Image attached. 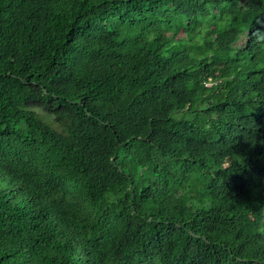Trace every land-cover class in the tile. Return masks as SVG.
Here are the masks:
<instances>
[{
	"label": "trees",
	"instance_id": "obj_1",
	"mask_svg": "<svg viewBox=\"0 0 264 264\" xmlns=\"http://www.w3.org/2000/svg\"><path fill=\"white\" fill-rule=\"evenodd\" d=\"M261 37L264 0H0V264H264Z\"/></svg>",
	"mask_w": 264,
	"mask_h": 264
},
{
	"label": "clouds",
	"instance_id": "obj_2",
	"mask_svg": "<svg viewBox=\"0 0 264 264\" xmlns=\"http://www.w3.org/2000/svg\"><path fill=\"white\" fill-rule=\"evenodd\" d=\"M262 39H264V37H261ZM209 84V83H208Z\"/></svg>",
	"mask_w": 264,
	"mask_h": 264
}]
</instances>
